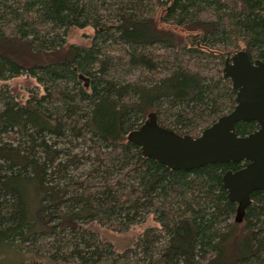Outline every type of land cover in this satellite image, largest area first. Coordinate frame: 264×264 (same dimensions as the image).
<instances>
[{
  "label": "trees",
  "instance_id": "trees-1",
  "mask_svg": "<svg viewBox=\"0 0 264 264\" xmlns=\"http://www.w3.org/2000/svg\"><path fill=\"white\" fill-rule=\"evenodd\" d=\"M86 27L88 45L66 42ZM238 50L264 62V0H0V80L42 88L24 102L0 88V251L30 264H264V192L237 223L222 184L246 161L171 169L126 138L152 111L196 137L232 110L222 67ZM147 215L157 227L119 252L89 227L124 232Z\"/></svg>",
  "mask_w": 264,
  "mask_h": 264
},
{
  "label": "water",
  "instance_id": "water-1",
  "mask_svg": "<svg viewBox=\"0 0 264 264\" xmlns=\"http://www.w3.org/2000/svg\"><path fill=\"white\" fill-rule=\"evenodd\" d=\"M222 75L236 90L235 105L203 128L198 136L180 135L161 126L154 111L129 131L127 140L140 147L144 157L156 160L171 169L191 170L208 163L246 161L236 170L222 175L227 197L236 203L234 221H242L250 194L264 192V62L251 60L244 50L229 55ZM256 121L258 128L238 135L239 121Z\"/></svg>",
  "mask_w": 264,
  "mask_h": 264
},
{
  "label": "rangeland",
  "instance_id": "rangeland-1",
  "mask_svg": "<svg viewBox=\"0 0 264 264\" xmlns=\"http://www.w3.org/2000/svg\"><path fill=\"white\" fill-rule=\"evenodd\" d=\"M91 35L92 30L90 27L70 28L66 33L65 40L68 44L86 46L89 44ZM0 88L9 90L11 95L20 102H24L27 99L29 91H42L41 85L34 78L27 75L0 80ZM87 167L84 166L85 169ZM74 173L77 175L79 171ZM152 226L157 227V224L152 215H147L143 222L132 226L124 232L112 231L95 223H92L89 227L97 232L102 240L110 242L115 250L119 252L131 246L145 228ZM0 252H3L0 254V264H30L36 259L33 254L23 252L15 245H1Z\"/></svg>",
  "mask_w": 264,
  "mask_h": 264
},
{
  "label": "flooded vegetation",
  "instance_id": "flooded-vegetation-1",
  "mask_svg": "<svg viewBox=\"0 0 264 264\" xmlns=\"http://www.w3.org/2000/svg\"><path fill=\"white\" fill-rule=\"evenodd\" d=\"M229 56V55H228ZM228 56H226V58L228 57ZM226 58H225V60H226ZM225 60H224V62H225ZM223 66H224V64H223ZM223 68V67H222ZM244 218V217H243ZM242 221H243V219H242ZM242 221L241 222H239V223H242Z\"/></svg>",
  "mask_w": 264,
  "mask_h": 264
}]
</instances>
